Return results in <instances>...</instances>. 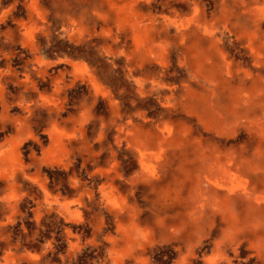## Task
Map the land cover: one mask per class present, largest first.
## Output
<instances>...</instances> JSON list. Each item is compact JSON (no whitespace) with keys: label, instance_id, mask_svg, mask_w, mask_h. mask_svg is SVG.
<instances>
[{"label":"rangeland","instance_id":"374dc122","mask_svg":"<svg viewBox=\"0 0 264 264\" xmlns=\"http://www.w3.org/2000/svg\"><path fill=\"white\" fill-rule=\"evenodd\" d=\"M0 264H264V0H0Z\"/></svg>","mask_w":264,"mask_h":264}]
</instances>
